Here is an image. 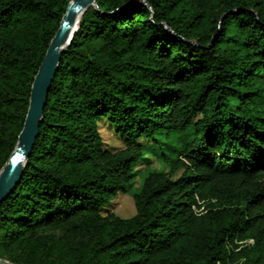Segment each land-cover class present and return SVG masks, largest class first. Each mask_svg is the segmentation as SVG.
<instances>
[{"label":"trees","instance_id":"trees-1","mask_svg":"<svg viewBox=\"0 0 264 264\" xmlns=\"http://www.w3.org/2000/svg\"><path fill=\"white\" fill-rule=\"evenodd\" d=\"M70 2L0 0V174ZM96 3L0 207V259L264 264V0ZM102 121L124 149L105 147ZM157 149L169 171L147 174L135 215H104Z\"/></svg>","mask_w":264,"mask_h":264},{"label":"water","instance_id":"water-1","mask_svg":"<svg viewBox=\"0 0 264 264\" xmlns=\"http://www.w3.org/2000/svg\"><path fill=\"white\" fill-rule=\"evenodd\" d=\"M97 6L96 0H71L67 12L61 22V27L50 43L46 56L35 77L30 97V107L19 136V141L9 163L0 174V207L20 184L24 175V166L29 158L36 140L40 134V125L43 120L49 93L55 80L58 66L66 47L71 43L78 26L71 32L77 22V16L91 7ZM0 264H13L0 259Z\"/></svg>","mask_w":264,"mask_h":264},{"label":"rangeland","instance_id":"rangeland-1","mask_svg":"<svg viewBox=\"0 0 264 264\" xmlns=\"http://www.w3.org/2000/svg\"><path fill=\"white\" fill-rule=\"evenodd\" d=\"M100 131L103 137L105 147L113 152L124 149V145L120 138L116 135L113 128L107 122L102 121L100 124ZM144 144L151 145L149 141L143 142ZM160 150L147 151L146 160L134 168L133 186L128 193L117 195L103 211V214L115 213L121 218H130L135 215L136 208L133 200L134 193L140 191L142 182L147 174L152 170H165L169 171L167 164L161 160Z\"/></svg>","mask_w":264,"mask_h":264},{"label":"bare ground","instance_id":"bare-ground-1","mask_svg":"<svg viewBox=\"0 0 264 264\" xmlns=\"http://www.w3.org/2000/svg\"><path fill=\"white\" fill-rule=\"evenodd\" d=\"M80 18H81V14H79V15L77 16V22L75 23V26H73L71 32H74V30H75L76 27L78 26V20H80Z\"/></svg>","mask_w":264,"mask_h":264}]
</instances>
